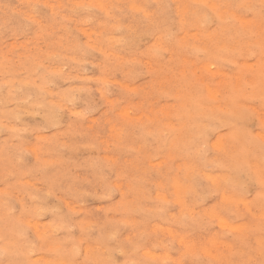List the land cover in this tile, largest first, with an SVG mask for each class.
Masks as SVG:
<instances>
[{
    "label": "clouds",
    "instance_id": "clouds-1",
    "mask_svg": "<svg viewBox=\"0 0 264 264\" xmlns=\"http://www.w3.org/2000/svg\"><path fill=\"white\" fill-rule=\"evenodd\" d=\"M0 264H264V0H0Z\"/></svg>",
    "mask_w": 264,
    "mask_h": 264
}]
</instances>
